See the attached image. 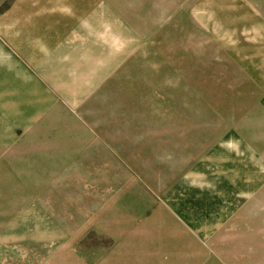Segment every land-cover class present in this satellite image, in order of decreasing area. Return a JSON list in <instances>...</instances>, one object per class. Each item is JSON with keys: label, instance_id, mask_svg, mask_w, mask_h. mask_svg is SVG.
Returning a JSON list of instances; mask_svg holds the SVG:
<instances>
[{"label": "rangeland", "instance_id": "rangeland-1", "mask_svg": "<svg viewBox=\"0 0 264 264\" xmlns=\"http://www.w3.org/2000/svg\"><path fill=\"white\" fill-rule=\"evenodd\" d=\"M11 1L0 4V14ZM88 1L90 15L75 30L81 41L43 81L66 113L34 121L43 107L8 105L9 94L26 90L0 88V181L19 178L27 166V177L37 178L50 166L53 186L42 190L58 194L43 201L42 217L30 208L39 202H27L26 217L13 209L19 203L0 204V264H264V186L234 203L231 232L230 218L213 217L226 203L200 182L213 177L212 152L235 109L227 97L239 94L228 66L254 38L239 33L242 19L256 33L264 0H74L75 8ZM57 78L68 88L54 89ZM86 108L96 120L84 118ZM104 150L136 182L116 196L107 188L99 201L98 163L87 177L83 159ZM46 151L50 162L41 160ZM191 175L185 192L166 198Z\"/></svg>", "mask_w": 264, "mask_h": 264}, {"label": "crops", "instance_id": "crops-1", "mask_svg": "<svg viewBox=\"0 0 264 264\" xmlns=\"http://www.w3.org/2000/svg\"><path fill=\"white\" fill-rule=\"evenodd\" d=\"M4 1L0 0V4ZM87 3H84L82 8H75L74 0H12L8 8L0 14V88L26 90L22 97H16L14 93L9 94L8 98L11 101L8 105H18V103L28 105L32 101L31 104L43 107L44 112L34 121L54 122L55 119H59L60 111L66 113L64 103L50 96L43 81L44 76L55 73L56 64L64 65L63 58L69 55L67 52L74 49L75 42L81 41L80 35L76 34L75 30L84 24V20L90 15V2ZM244 20L242 19L243 27L239 29V33L241 35L253 34L254 38L253 40L247 38L248 45L243 48L249 50L245 51L242 56L233 55L232 65L228 66L231 68L228 73L233 75L231 87L239 94L227 95V105H232L235 109L234 112L227 113L226 131L221 135L218 134V137L226 139L222 143H216L218 148L212 152L210 169L214 171L213 177H210V181H207V177H202V181L200 180L204 185L211 187L214 201L226 203V210L224 208L216 210L213 217H226L227 220L230 218L232 227L228 231L231 232L234 230V218L237 211L234 209V203L250 201L252 195L264 186V178L260 177L261 171L264 172V133L262 132L264 124V24L257 23L259 28L255 33L251 32L250 23ZM252 41H257L259 45L251 46ZM228 57L231 56L228 55ZM57 81L58 84L55 87L53 85L54 89L68 88L65 78H57ZM17 82L22 83L18 87L17 85L12 86ZM33 90L37 92H32ZM75 98L77 97H66L67 100H64L71 106H79L80 101H76ZM61 104L65 111L60 108ZM86 105L89 106L90 102ZM93 112L95 113L96 109ZM68 115L73 118L71 114ZM83 115L88 122L96 120L95 115L94 118L91 117L90 108L83 109ZM44 118L46 120H42ZM47 129L51 130L52 126L48 124ZM98 135L103 136L101 133ZM178 153L180 154L179 151ZM41 160L50 162L52 152L46 151V158H41ZM83 160L85 163L88 162L84 167L87 171L84 175L87 177L89 172L94 171L92 166L98 163L97 180H94V184L100 187L99 193L95 195L98 196L99 201L106 200L107 188H110L111 192L113 191L112 195L116 196L124 191V188L129 190L136 182L128 173H124L121 163L119 165L107 156L105 150L92 160L89 157ZM252 161L256 165H252ZM103 163H106V167ZM28 168L30 167L27 166L25 170L27 171ZM39 170L41 172L37 178L27 177L25 171L19 172V178H11L14 176L13 173L9 175L11 179H2L0 181V204L17 202L18 206L13 208L7 205V207L25 210L22 216L26 217L27 202H39L37 206L36 204L31 205L30 208L39 211L37 216L42 217L43 201L49 202L54 198L57 199L58 194L53 195V189L42 190L44 186H53V173H51L53 168L47 166ZM42 171H48V173L43 174ZM89 177H92V173ZM171 179L175 181L174 177L170 178L168 186L172 183ZM194 180L193 175L190 178H185V176L180 178L177 186L174 183L164 193L167 194L166 198L172 194L180 196L182 192H185L180 190V187ZM254 200H261V198ZM168 203L170 204V201ZM177 210L174 209L179 217L191 216ZM218 231L222 232L221 229Z\"/></svg>", "mask_w": 264, "mask_h": 264}]
</instances>
